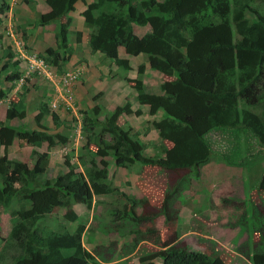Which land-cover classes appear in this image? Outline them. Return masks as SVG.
Masks as SVG:
<instances>
[{"label": "trees", "instance_id": "trees-1", "mask_svg": "<svg viewBox=\"0 0 264 264\" xmlns=\"http://www.w3.org/2000/svg\"><path fill=\"white\" fill-rule=\"evenodd\" d=\"M76 1L45 0L49 10L41 14L40 26L66 18L56 35L60 54L52 48L44 51L51 58L46 61L52 66L59 67V62L67 63L71 59L67 35L72 23L69 14L76 10ZM24 2L28 4V0ZM253 2L94 0L81 12L84 23L91 29L88 38L91 53L104 55L124 71L130 68L120 58L119 48L131 57L145 54L150 69L172 79L160 85L161 94L157 95L145 92L137 79L124 77L136 89L139 106L149 107L152 114L163 113V118L153 121L159 143L154 147L155 155L147 156L146 146L138 135L120 125L122 115L141 116L140 108L133 110L128 102L115 107L101 120L102 109L95 104L89 112H82V128L96 150L78 157L82 172L67 157L65 171L49 178L47 175L53 169L48 151L57 144L67 143V138L59 133L48 134L43 121L50 116L54 125L59 126L60 118L47 102H42L34 115L37 131L27 130L24 125L14 127L9 123L15 119L24 122L27 113L22 100L11 102L5 120H0V210L14 206L10 215L15 220L8 239L0 236L4 243L0 263L12 248L9 264H100L83 245L87 226L80 224L71 231L60 224L63 222L47 228L43 221L60 208L61 221L74 224L78 219L72 207L74 203L87 208L95 204L96 200L92 202L84 194L83 180L93 197L116 191L111 186L104 159L122 168L139 165L163 172L191 170L210 161L208 136L219 130H247L264 146V13L253 7ZM5 9V1L0 0V28L4 26ZM131 9H135L134 16ZM135 27H148V30L139 36ZM11 60L12 56L7 54L0 66V80L3 73L7 82L18 79L14 70L19 63ZM9 68L13 71L9 72ZM144 71L145 66L140 65L138 76ZM5 97L6 93L0 89V101ZM96 99L97 95L93 101ZM19 139L32 147L31 163L9 158V148ZM43 144L47 151L39 152ZM96 158L102 159L101 167ZM259 185L264 192V168ZM120 195L134 203L132 198ZM167 199L168 195L165 203L169 202ZM123 214L128 213L125 210ZM63 250L71 253L65 255ZM155 255H149L150 260L143 264H155L153 260L158 257ZM251 255V264H264V243ZM160 260L161 264H215L217 258L179 243L167 248Z\"/></svg>", "mask_w": 264, "mask_h": 264}, {"label": "rangeland", "instance_id": "rangeland-1", "mask_svg": "<svg viewBox=\"0 0 264 264\" xmlns=\"http://www.w3.org/2000/svg\"><path fill=\"white\" fill-rule=\"evenodd\" d=\"M4 1L0 66L7 54L11 55V62L19 63L14 70L19 76L14 82H7L4 80L6 73H3L0 89L6 97L0 101V119L4 121L8 105L19 100H22L27 116L24 122L11 121L9 124L14 127L24 125L27 130L37 131L34 115L42 102H47L50 110L58 114L59 126L54 125L50 116L43 124L48 134L59 133L67 138V143L57 144L48 151L53 170L47 177L64 172L67 157L82 172L83 165L78 162V157L88 156L96 150L83 131L82 112H89L95 104L102 109L101 120L115 107L128 102L133 110L140 108L141 116L122 115L119 123L138 135L146 146L147 156L155 155L154 147L158 146L159 138L153 121L163 118V113L152 114L149 107L139 106L136 89L125 82L124 77L137 79L145 92L157 95L161 94L160 85L172 79L150 69L145 54L129 57L121 48L119 56L128 62L130 68L124 71L104 55L91 53L88 46L91 29L84 23L81 12L94 0H85L84 3L77 0L76 10L69 14L72 23L67 44L72 48V56L67 63L59 62V67L46 61L51 58L44 51L52 48L60 54L56 35L66 18L40 26L41 11L49 10L45 0H28V4L24 0ZM158 1L162 3L163 0ZM252 6L264 13L261 0H254ZM130 13L134 16L135 9ZM247 17L253 19L250 14ZM135 30L139 36L145 34L143 27H135ZM33 58L43 61L46 73L38 74L37 70L30 68ZM140 65L145 66V71L139 77ZM8 71L13 70L9 68ZM67 73L78 75L68 95L56 90L59 79ZM50 74L54 77L49 80ZM96 95L97 99L93 101ZM54 102L55 108L51 106ZM208 143L210 161L191 170L163 172L139 165L122 168L115 167L113 162L108 163V158L104 159L111 186L116 191L111 195L93 197L83 180V192L92 202L96 200L95 204L87 208L74 203L72 207L78 215L74 224L61 221L63 211L60 208H56L43 223L47 228H55L58 221L63 222L60 224H65L71 231L80 224L87 226L83 235L84 247L100 264H143L150 260L152 253L158 256L154 263L161 264L164 251L179 243L203 251L210 257L214 255L217 258L215 264H251V254L264 243V192L260 191L259 185L264 168V146L247 130H219V133L208 136ZM46 147L43 144L38 148L39 152L47 151ZM31 149L24 140H15L8 155L11 159L31 163ZM96 160L101 167L102 159ZM120 194L132 198L134 203L125 201ZM167 195L169 202L165 203ZM12 209L15 207L0 210V236L6 240L15 220L11 219ZM125 210L127 215L123 214ZM148 229L153 231L148 233ZM3 246L0 240V249ZM13 252L9 248L0 264H9ZM63 253L67 255L71 251L63 250Z\"/></svg>", "mask_w": 264, "mask_h": 264}, {"label": "built area", "instance_id": "built-area-1", "mask_svg": "<svg viewBox=\"0 0 264 264\" xmlns=\"http://www.w3.org/2000/svg\"><path fill=\"white\" fill-rule=\"evenodd\" d=\"M30 68L33 70H37V72H39L38 74L46 73L43 61L41 59L38 60V59L33 58L30 62ZM53 77L54 75L50 74L48 79L49 80L53 79ZM77 78H78L77 73L65 74L59 79V85H57L56 90L60 93L64 92L67 95L70 94V88L72 85L75 84V82L77 81ZM51 106L55 108L56 102L52 103Z\"/></svg>", "mask_w": 264, "mask_h": 264}, {"label": "crops", "instance_id": "crops-1", "mask_svg": "<svg viewBox=\"0 0 264 264\" xmlns=\"http://www.w3.org/2000/svg\"><path fill=\"white\" fill-rule=\"evenodd\" d=\"M48 10H47V8H46V10H44V11H41V14H44V13H46ZM144 28V31H145V27H143ZM147 30L148 29H146V31H145V33L147 32ZM144 31H143V33H144ZM135 33H136V30H135ZM144 35V34H143ZM121 48H119V50H120ZM123 49V48H122ZM124 50V49H123ZM129 57H131V56H129ZM121 58V57H120ZM1 120V119H0ZM13 121V120H12Z\"/></svg>", "mask_w": 264, "mask_h": 264}, {"label": "clouds", "instance_id": "clouds-1", "mask_svg": "<svg viewBox=\"0 0 264 264\" xmlns=\"http://www.w3.org/2000/svg\"><path fill=\"white\" fill-rule=\"evenodd\" d=\"M84 245V244H83Z\"/></svg>", "mask_w": 264, "mask_h": 264}]
</instances>
